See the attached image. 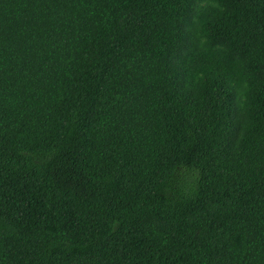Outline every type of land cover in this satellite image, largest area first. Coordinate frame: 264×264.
Returning a JSON list of instances; mask_svg holds the SVG:
<instances>
[{"label":"trees","instance_id":"1","mask_svg":"<svg viewBox=\"0 0 264 264\" xmlns=\"http://www.w3.org/2000/svg\"><path fill=\"white\" fill-rule=\"evenodd\" d=\"M0 264H264V0H0Z\"/></svg>","mask_w":264,"mask_h":264}]
</instances>
